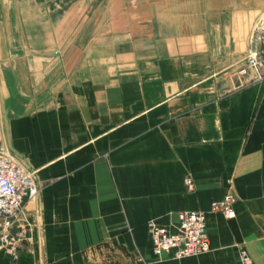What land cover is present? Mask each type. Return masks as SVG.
I'll return each instance as SVG.
<instances>
[{
  "label": "crops",
  "instance_id": "1",
  "mask_svg": "<svg viewBox=\"0 0 264 264\" xmlns=\"http://www.w3.org/2000/svg\"><path fill=\"white\" fill-rule=\"evenodd\" d=\"M163 3L0 0V151L40 184L0 264H264L262 9ZM183 210L206 211L211 249L156 255L148 222Z\"/></svg>",
  "mask_w": 264,
  "mask_h": 264
},
{
  "label": "built area",
  "instance_id": "2",
  "mask_svg": "<svg viewBox=\"0 0 264 264\" xmlns=\"http://www.w3.org/2000/svg\"><path fill=\"white\" fill-rule=\"evenodd\" d=\"M249 66L261 74L264 66L257 51L251 52ZM243 68L241 72H245ZM188 189L194 188L192 177H185ZM40 193V184L35 170L25 167L14 154L0 151V250L19 257L23 243L30 238L34 223L28 217L27 206ZM238 195L230 188L225 195L212 202V211L231 218L236 215ZM175 228L149 221L152 249L156 255L170 254L184 258L205 253L211 249L207 226V213L203 210H183L178 213ZM242 264H257L244 248L240 250Z\"/></svg>",
  "mask_w": 264,
  "mask_h": 264
},
{
  "label": "rangeland",
  "instance_id": "3",
  "mask_svg": "<svg viewBox=\"0 0 264 264\" xmlns=\"http://www.w3.org/2000/svg\"><path fill=\"white\" fill-rule=\"evenodd\" d=\"M135 2L136 0H133V3ZM163 2H164L163 3L164 5L162 4L161 7L165 11V13H168V14L180 13L181 15H187V13L194 12L196 10H204L208 6H210L209 4L212 2L213 3L217 2L220 4L227 3L235 7L236 6H239V7L242 6L245 8L260 7L262 9V19L260 22V27H261V38H260L261 42L260 43L261 44H260V49H258L259 50L258 55L262 60H264V0H163ZM261 76H264V66L261 67Z\"/></svg>",
  "mask_w": 264,
  "mask_h": 264
}]
</instances>
